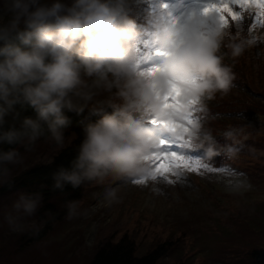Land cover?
Masks as SVG:
<instances>
[{"label":"clouds","instance_id":"1","mask_svg":"<svg viewBox=\"0 0 264 264\" xmlns=\"http://www.w3.org/2000/svg\"><path fill=\"white\" fill-rule=\"evenodd\" d=\"M2 7L0 144H19L28 150L47 135L63 147L64 131L71 123L66 112L79 114L98 94L114 89L123 101L112 106L111 114L104 108L91 109L102 113L100 119L83 127L84 138L70 167L52 173L54 190L148 176V161L159 137L138 117H167L172 110L163 106L161 98L173 92L180 111H187L191 102L203 103L232 86L231 69L218 55L228 34L218 24L207 28L203 15H189L179 23L161 5V13L152 21L153 41L163 61L155 72L145 74L136 60L141 32L120 0H3ZM246 46L244 39L227 43L233 58L242 55ZM16 105L31 107L36 116L24 117L19 128L5 130V117L19 115ZM22 161L18 148L0 150V174L6 176L7 165ZM120 199L118 188H104L106 205ZM41 206L42 194L20 192L5 220L13 230H20L21 218L34 216ZM78 206V201H66L65 218L79 216Z\"/></svg>","mask_w":264,"mask_h":264},{"label":"rangeland","instance_id":"2","mask_svg":"<svg viewBox=\"0 0 264 264\" xmlns=\"http://www.w3.org/2000/svg\"><path fill=\"white\" fill-rule=\"evenodd\" d=\"M149 2L157 7L159 1ZM209 2L163 0L159 4H167L165 14L179 16V23H183L189 15H202L200 9ZM215 22L218 24L216 18ZM255 30L261 34L262 28ZM140 38L159 52L153 33ZM142 52L138 48L136 53L141 69L163 61L152 55L142 57ZM218 55L223 56L222 49ZM142 121L148 127V119ZM251 134L228 147L230 156L221 163L204 159L208 154L200 152L202 163L209 167L182 170L179 177H169L172 182L149 178L139 185L134 181L140 177H125L109 178L103 185L86 183L75 200L81 214L66 219L65 202H60L56 206L59 219L52 222L45 236L33 242L29 238L51 215L37 211L32 217H22L20 230H13L5 213L11 211L21 191L5 193L0 197V264H89L102 244L117 242L125 235L134 241L136 255L163 244L166 252L155 264H264V260L254 261L250 256L252 250L264 248V134L249 137ZM68 139L65 136V143ZM17 148L23 161L7 165L9 173L1 174L0 183L30 165L50 161L60 147L46 138L37 139L28 150L21 145ZM106 186L118 188V203L106 205L102 201Z\"/></svg>","mask_w":264,"mask_h":264},{"label":"trees","instance_id":"3","mask_svg":"<svg viewBox=\"0 0 264 264\" xmlns=\"http://www.w3.org/2000/svg\"><path fill=\"white\" fill-rule=\"evenodd\" d=\"M123 4L124 13L135 20L141 34L154 32L151 13H156L159 9L149 11L150 3L145 0L120 1ZM2 1L0 0V12L2 11ZM239 11V9H237ZM254 12V11H253ZM205 26L215 28L217 26L215 17H205ZM251 23V18L245 17L239 22L230 24L227 30V37L222 45L223 64L230 67L233 74V81L227 93H217L214 98L202 103L203 111L198 113L200 123L197 131L199 135L192 137V143L198 152L207 153V160H214L215 163L226 161L229 155L228 147L240 141L243 136H263L264 134V28L261 34L256 30L251 33L247 31ZM257 26L256 28H258ZM241 32L239 36L236 32ZM236 39H244L247 46L242 55L231 57L227 48V43ZM252 41L251 43L249 41ZM137 44L140 46V43ZM3 42H0L2 46ZM100 95L107 96L101 100ZM236 95V96H234ZM106 98V97H104ZM123 101L116 95L108 96V92L98 94L94 100L86 106L81 113L66 112L70 118V125L65 129L64 134L69 137L63 147L58 148L50 161L46 163H36L21 170L15 176L0 183V197L7 192L21 191L24 193L42 194V206L38 209L43 214H50L51 217L44 223L43 228L33 232L29 242L37 241L45 236L53 221L59 219L57 205L60 202L76 200L80 197L85 185L73 189L71 185H66L64 190L53 189L52 173L61 166L69 168L71 161L77 156V146L84 138L83 127L88 123H94L100 119L101 114L91 111L93 108H104V112L111 114L112 106H118ZM16 116L14 113L5 117L3 128L20 127V122L24 117L35 118L34 110L25 105H16ZM254 117V118H253ZM257 117V119L255 118ZM145 119L146 117H138ZM254 125V126H253ZM201 134L203 136H201ZM47 135L39 139H46ZM17 145L0 144V150H8ZM230 156V155H229ZM262 171V170H260ZM1 176V174H0ZM163 244L144 255H136L135 243L128 236H123L119 241L102 244L89 264H155V262L165 254ZM254 261L264 260V248L254 249L250 254Z\"/></svg>","mask_w":264,"mask_h":264},{"label":"snow or ice","instance_id":"4","mask_svg":"<svg viewBox=\"0 0 264 264\" xmlns=\"http://www.w3.org/2000/svg\"><path fill=\"white\" fill-rule=\"evenodd\" d=\"M163 6L168 8L167 4ZM168 15L171 16V13ZM202 15L215 17L219 27L226 32L231 23L239 22L245 15L251 18L247 31L257 26L264 28V0H211L204 5ZM240 34L241 32H236L237 36ZM158 54L163 55L160 50ZM137 67L145 74L156 71V66L143 69L139 65ZM161 99L163 106L172 111L163 119L151 114L146 116L150 128L154 129L153 131L159 137V146L149 158V175L134 181L139 185H143L149 178L153 181L163 178L172 182L169 177H179L182 170L198 171L201 167H209L202 163L203 154L196 151L192 143V137L199 127L198 113L203 111L202 103L193 101L187 111H180L179 101L174 92Z\"/></svg>","mask_w":264,"mask_h":264}]
</instances>
